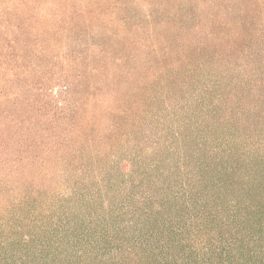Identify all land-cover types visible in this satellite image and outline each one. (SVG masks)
Returning a JSON list of instances; mask_svg holds the SVG:
<instances>
[{"label":"trees","instance_id":"1","mask_svg":"<svg viewBox=\"0 0 264 264\" xmlns=\"http://www.w3.org/2000/svg\"><path fill=\"white\" fill-rule=\"evenodd\" d=\"M127 1L0 0V264H264V27L210 35L203 3L158 29ZM83 84L102 109L76 123Z\"/></svg>","mask_w":264,"mask_h":264},{"label":"rangeland","instance_id":"2","mask_svg":"<svg viewBox=\"0 0 264 264\" xmlns=\"http://www.w3.org/2000/svg\"><path fill=\"white\" fill-rule=\"evenodd\" d=\"M129 1L130 2L133 1V3L137 2V8L139 9V19L142 17L141 16L142 14L140 15V13L146 11V8L150 6L152 8L154 19L157 22L156 25L158 29L165 28L166 25L169 24L168 21H166L168 19H166L164 16L166 15L165 13L169 12L168 14H171L173 12H176V10L180 7V4L183 5L184 8L191 9L190 12L192 11L191 14H193L195 11L197 10L199 11V8L203 7L202 6L203 3H205L206 5H210L212 8H219L221 10L220 16L215 15V17L216 18L220 17L221 21H226L227 23V25H224L223 27H217L214 29V31L217 34H210V35H218L219 33V35H223L229 39L234 38L235 36L244 37L246 33L248 34V32L242 30L239 27L240 25L238 24L240 23V21H246V23H244L243 25L245 26L246 30H248L250 33L252 32L253 36H257L256 35L257 32H255L256 28L264 27V0H212V2H210L209 0H128L127 2L130 3ZM157 6L161 7L165 12H158ZM208 10L210 9H206L203 14V16L205 15L204 19L207 24L206 27L202 26L201 30H203V32L204 31L206 32L207 30L209 31L212 28V25H210L211 15L208 13ZM128 14H130V12ZM184 14H185L184 11L181 10V13L177 12V15L175 16V18L179 19L181 15L184 18ZM187 24L190 27H198L199 26L198 18L197 17L192 18L191 21H187ZM235 27L236 29H233ZM238 30L241 32L238 33ZM162 31L163 33L168 32V33H164L167 35H169L171 32L170 30H169L170 32L165 31V30H162ZM194 34H196L195 37H197L198 35L197 32ZM137 76L139 77V73L133 75L132 78L137 77ZM135 84L136 85L138 84L137 89H136ZM135 90H137L136 96H134L133 94ZM115 91L120 93V95L126 101V104L124 105H126L127 107H131L132 109V104L133 102H135V100L139 104V81L136 82L132 79L127 80L123 82L122 84L118 85V89ZM52 92H54V94L56 92L58 93V89L54 88ZM74 96H75L74 101L76 105H78L79 111L75 115L71 114L69 119L72 122L83 123L79 119L80 114L84 113V110L88 111L90 108L91 110L98 109L100 107L99 105L100 101L97 99H99L100 95L99 96L96 95V90L93 89V87H90L87 84H83L82 87L75 89ZM84 102H87V103L84 104ZM158 105L161 106L162 104H158ZM100 109L102 108L100 107ZM128 112H129L128 114L130 115L128 116L129 118H127L125 127L129 129L131 126V129L134 128V130L129 135V138H128L130 140L129 143H125V145H127L129 151H131L132 153L134 152L136 153V157L135 158L133 157L134 159L130 167L131 171L129 172V169L125 171V173H127L125 177L130 179L131 181H135V182L138 181V184H136L137 189L135 188V192L137 191V193L139 194V107L136 108L135 113L133 112V109L128 110ZM167 120L168 118H166V121ZM46 126L48 128V125ZM88 137H91V135L89 134ZM42 141H43V144L40 145L41 146L40 150H43L49 146L50 136L46 137L44 135V139ZM86 147H88V143L84 141V148ZM191 150H192L191 142L187 141V142H184V145L182 147L178 146V150L174 154L176 155V157H177L178 151L181 153L190 154V153H193ZM122 159L123 158L120 159L121 161L120 165L123 166L125 164V167H126L127 162L125 163V161H123ZM135 167L138 168V172L136 173L135 171H133L134 170L133 168ZM187 167L186 168L184 167V170H187ZM48 174H49V170L47 168L41 167L38 177L36 176V180L42 183V187L50 185L46 177L48 176ZM68 193L70 194V190H65L64 195H68Z\"/></svg>","mask_w":264,"mask_h":264}]
</instances>
